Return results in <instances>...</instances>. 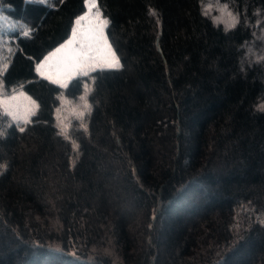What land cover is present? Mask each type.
<instances>
[{"label": "trees", "instance_id": "trees-1", "mask_svg": "<svg viewBox=\"0 0 264 264\" xmlns=\"http://www.w3.org/2000/svg\"><path fill=\"white\" fill-rule=\"evenodd\" d=\"M220 1L235 27L204 0H99L123 68L94 74L89 131L74 119L65 140L62 90L29 57L62 41L83 0H0L24 25L0 78L34 81L40 105L24 133L0 131V264H264V43L247 51L264 0Z\"/></svg>", "mask_w": 264, "mask_h": 264}, {"label": "snow or ice", "instance_id": "snow-or-ice-1", "mask_svg": "<svg viewBox=\"0 0 264 264\" xmlns=\"http://www.w3.org/2000/svg\"><path fill=\"white\" fill-rule=\"evenodd\" d=\"M63 2L64 0H60V3ZM211 7L212 5H207L203 14L207 16ZM227 7V4L223 6L222 14ZM83 8L84 10L80 14L74 16L68 33L57 46L49 50L42 58L29 57V59L33 60V71L38 79L62 90L57 99L63 101V90H68L73 83L82 87L83 94L79 96V100L82 102L83 110L78 111L76 115L81 121L80 128L87 133L89 127L84 122V117L86 113L92 112V104L89 103L88 97L94 91V86L98 80V75L94 74L119 71L123 68V64L108 38L111 20L104 14L99 0H83ZM151 14L155 15V12L152 11ZM227 14L231 17V23L227 24L225 30L235 27L238 22L231 12ZM213 22L222 21L219 17H213ZM28 35V32H24V36ZM8 67L7 64L4 65V70L0 71V77H4ZM33 82L28 81L26 83ZM26 83L19 85V91L13 89L12 95L0 98V108L3 109L4 115L11 117L20 133L26 131V125L34 123L32 117L37 115L40 108L37 101L23 90ZM3 88L4 79L0 78V90ZM260 108L264 110V105H261ZM56 113L57 123L55 127L59 129L57 135L68 140L69 126L61 120L59 108L56 109ZM9 127L12 125L10 124ZM2 135L3 133H0V136ZM72 147L77 150L79 145L72 141ZM4 168H6L5 165H0V169Z\"/></svg>", "mask_w": 264, "mask_h": 264}, {"label": "rangeland", "instance_id": "rangeland-1", "mask_svg": "<svg viewBox=\"0 0 264 264\" xmlns=\"http://www.w3.org/2000/svg\"><path fill=\"white\" fill-rule=\"evenodd\" d=\"M209 4L212 5V7H211V9H209L208 16H210L212 18V20H213V17L221 18L222 22H219L218 24H222L223 26L226 27L228 23H231V17L228 16V14H227L228 12H231L232 16L236 17V19L238 21L237 15L232 11V9L229 7V5L227 3L221 2L220 0H204L203 10ZM225 4H227L228 7L222 14L221 9H223V6ZM21 28H24V25L20 21L14 20V19H12V18H10V17H8V16H6L0 12V67L1 68L4 67V65L6 63L7 54H8L9 48H10V46H9L10 37L8 36V34L12 30H15V29L18 30ZM263 28L259 27L258 31L255 34V38L250 43V45L247 47V51H248L249 55L250 54L251 55L253 54L254 56L257 55L258 46L260 45L259 40H261L262 43H264V29ZM13 89H17L18 91L20 90L19 87H12L10 89L3 88V90H0V98H4L6 96L12 95ZM261 105H264V100L260 103V106ZM58 108L60 109L61 120H63L64 124L69 126L68 127V133H69L72 121L74 119H78L76 113L78 111L83 110L82 109V102L80 100L76 101V100H69L67 98H64V100L61 101ZM56 115H57V113H56ZM6 123H14V122L12 121L11 117L4 115L3 109L0 108V131L2 130L4 124H6ZM22 126H24V125H22Z\"/></svg>", "mask_w": 264, "mask_h": 264}]
</instances>
